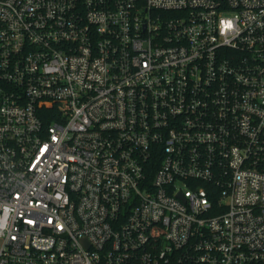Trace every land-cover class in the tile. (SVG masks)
Listing matches in <instances>:
<instances>
[{"label": "built area", "instance_id": "2783aa9c", "mask_svg": "<svg viewBox=\"0 0 264 264\" xmlns=\"http://www.w3.org/2000/svg\"><path fill=\"white\" fill-rule=\"evenodd\" d=\"M0 264H264V0H0Z\"/></svg>", "mask_w": 264, "mask_h": 264}]
</instances>
